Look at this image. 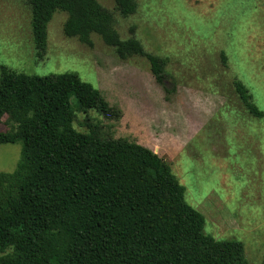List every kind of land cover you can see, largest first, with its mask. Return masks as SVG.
<instances>
[{
  "label": "trees",
  "instance_id": "obj_1",
  "mask_svg": "<svg viewBox=\"0 0 264 264\" xmlns=\"http://www.w3.org/2000/svg\"><path fill=\"white\" fill-rule=\"evenodd\" d=\"M25 2L39 55L53 13L64 11L66 37L91 47L96 33L120 60L144 57L167 90V59L133 35L121 39L98 0ZM114 3L123 17L137 8V0ZM234 88L249 113L264 115L241 81ZM75 108L121 115L74 72L40 76L0 65V122L9 125L0 144L22 143L14 170L0 171V264H250L241 241L205 232L170 163L134 139L104 133L100 122L87 118V130L76 129Z\"/></svg>",
  "mask_w": 264,
  "mask_h": 264
},
{
  "label": "rangeland",
  "instance_id": "obj_2",
  "mask_svg": "<svg viewBox=\"0 0 264 264\" xmlns=\"http://www.w3.org/2000/svg\"><path fill=\"white\" fill-rule=\"evenodd\" d=\"M98 1L112 13L121 39L133 35L144 50L167 59V90L144 57L120 60L96 33L91 47L66 37L64 11L53 13L39 55L25 0H0V65L40 76L74 72L98 88L120 117L75 108L73 126L87 130L88 118L104 133L152 149L170 163L186 202L205 217V232L241 241L246 260L261 264L264 115L245 109L234 80L264 114V0H137L127 17L114 0ZM3 120L0 130L9 127ZM21 148L20 141L0 144V171L14 170Z\"/></svg>",
  "mask_w": 264,
  "mask_h": 264
}]
</instances>
